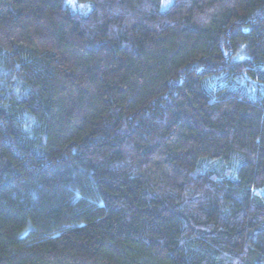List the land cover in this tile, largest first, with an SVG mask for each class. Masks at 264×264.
I'll return each instance as SVG.
<instances>
[{
    "label": "trees",
    "instance_id": "1",
    "mask_svg": "<svg viewBox=\"0 0 264 264\" xmlns=\"http://www.w3.org/2000/svg\"><path fill=\"white\" fill-rule=\"evenodd\" d=\"M0 264H264V0H0Z\"/></svg>",
    "mask_w": 264,
    "mask_h": 264
}]
</instances>
